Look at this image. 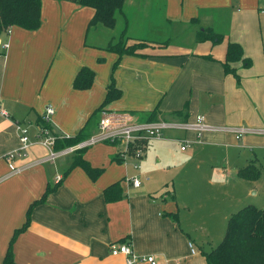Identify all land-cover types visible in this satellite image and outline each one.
<instances>
[{"label": "crops", "instance_id": "1", "mask_svg": "<svg viewBox=\"0 0 264 264\" xmlns=\"http://www.w3.org/2000/svg\"><path fill=\"white\" fill-rule=\"evenodd\" d=\"M94 14L95 8L72 0H41L39 28L0 31V264L27 214V227L12 242V264H125L123 254L110 251L124 241L138 254H156L160 264L176 258L191 264L194 224L229 220L248 205L239 207L240 188L257 179H244L238 170L254 163L261 173L263 136L170 129L146 144L140 168L133 158H117L119 145L98 142L81 154L100 170L96 178L73 165L76 150L35 164L48 149L33 144L27 157L15 158L16 166L29 164L18 172L6 154L19 145L17 122L29 124L33 136L48 104L55 107L51 133L96 131V111L112 81L121 95L102 112L182 120L173 112L187 106L186 120L201 114L214 125L264 126V0H125L116 39L124 34L128 45L147 44L122 56L105 48L116 40V25H89ZM190 24H200L190 45L161 37ZM206 27L223 39L199 40ZM230 41L252 59L248 67L231 63L239 78L223 65ZM84 66L95 78L81 89L74 80ZM183 139L190 140L185 149ZM132 177L141 179L139 186ZM116 182L122 196L108 201L104 190Z\"/></svg>", "mask_w": 264, "mask_h": 264}, {"label": "trees", "instance_id": "2", "mask_svg": "<svg viewBox=\"0 0 264 264\" xmlns=\"http://www.w3.org/2000/svg\"><path fill=\"white\" fill-rule=\"evenodd\" d=\"M72 1L95 8V14L89 25H104L108 28H113L116 25L117 13L121 11L125 3V0ZM14 25L31 30L39 28L41 25V0H0V31L6 30ZM198 39L201 41L210 39L213 42H219L223 39V36L206 27L199 31ZM146 44L145 41H141L128 45L123 34L119 40L109 42L105 48L122 56L125 53H134L139 46H144ZM206 57L211 58V56ZM235 61H242L247 67L252 64V59L245 55L241 44L230 41L227 44L226 58L223 65L226 72H232L239 78L235 68L231 67V63ZM94 78V70L84 66L76 75L74 85L81 89L89 88L93 84ZM120 95L121 90L117 88L115 82L112 81L108 87L102 105L96 111V113L100 114L98 115V121L101 116L100 111L102 112V107L118 99ZM173 114L174 116H180L182 120H186L187 106L182 110H176ZM154 117L155 116L152 115V118L149 120L158 119ZM35 123L42 127L49 128L51 131L53 130L52 122L46 121L42 115H39ZM92 133L93 132L90 133L82 130L74 136L58 137L54 147L56 149H61L76 144L89 137ZM84 149L85 148H79L76 150L79 154L74 160L73 165L80 163L92 178H96L100 170L92 167L87 161L82 159L81 154ZM117 158L122 161V158H120L118 154ZM238 174L244 179L255 180L260 176V169L254 163H249L240 168ZM48 190H50V188H48ZM104 195L108 201L119 199L122 196L120 183L116 182L109 185L105 188ZM174 217L177 219V214H174ZM29 219L30 215L27 214L24 226L15 231L3 264L13 263L12 242L19 231L27 227ZM203 255L205 256L206 264H264V207L248 204L233 213L228 220L226 233L222 241L210 251H204Z\"/></svg>", "mask_w": 264, "mask_h": 264}, {"label": "built area", "instance_id": "3", "mask_svg": "<svg viewBox=\"0 0 264 264\" xmlns=\"http://www.w3.org/2000/svg\"><path fill=\"white\" fill-rule=\"evenodd\" d=\"M7 47L8 43H4ZM55 107L52 104L45 106L42 117L52 122V115ZM17 130L19 134V145L6 154L9 167L13 172H18L22 168L29 166H16L14 160L16 157H27L29 148L33 144H41L48 149V154L35 160L34 163H41L53 160L60 155L73 152L79 148H85L98 142H110L119 145L117 154L123 161L130 158L134 159V167L140 168V160L143 157L146 144L153 139H160L165 132L170 129L194 130L199 135L205 130H222L234 133L238 138L245 134H258L264 137V126H236V125H214L206 122L203 115H197L194 120H178V119H156V120H140L133 115L121 111L103 110L98 121L97 129L89 137L79 141L76 144L66 146L61 149L54 147L56 139L61 135L51 133L49 128L38 126V132L32 136L29 124L17 122ZM190 140L183 139L181 148L185 149L189 146ZM59 178V176H58ZM132 184L139 186L141 179L139 177L131 178ZM191 251L195 252L192 244ZM112 254H123L125 256V264H160V259L154 253L138 254L133 248L131 242L112 243L110 245ZM173 264H182L181 258H176Z\"/></svg>", "mask_w": 264, "mask_h": 264}, {"label": "rangeland", "instance_id": "4", "mask_svg": "<svg viewBox=\"0 0 264 264\" xmlns=\"http://www.w3.org/2000/svg\"><path fill=\"white\" fill-rule=\"evenodd\" d=\"M208 18H203L202 21L207 22ZM200 24H190L188 26H177L173 27L172 31H177V34L172 33L162 34V39L171 38L174 42H180L184 44H192L196 37V31L199 29ZM216 30H219L216 27ZM123 29V20L120 17L115 28L116 38L120 36L121 30ZM124 39L127 38L124 36ZM117 40V39H116ZM115 40V41H116ZM189 44V45H190ZM259 161L262 162L263 167L261 166L260 176L256 181H247L244 180L240 188V194L244 197V204L239 207H242L246 204L258 205V207L264 206V155L259 156ZM246 197V198H245ZM248 199V200H246ZM238 210V208H236ZM228 224V218L225 221H209V224L205 221H197V224H194V233L195 242L194 250L196 253L194 256L188 258V262L191 264H205V258L203 255L204 251H210L213 247L217 246L225 236L226 229ZM184 260V258H183ZM187 262V263H188Z\"/></svg>", "mask_w": 264, "mask_h": 264}]
</instances>
